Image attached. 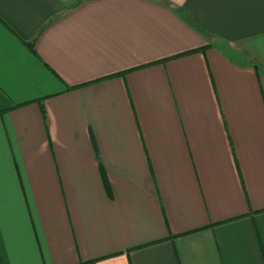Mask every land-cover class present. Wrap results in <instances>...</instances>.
<instances>
[{"label":"crops","instance_id":"crops-1","mask_svg":"<svg viewBox=\"0 0 264 264\" xmlns=\"http://www.w3.org/2000/svg\"><path fill=\"white\" fill-rule=\"evenodd\" d=\"M0 264H264V0H0Z\"/></svg>","mask_w":264,"mask_h":264},{"label":"snow or ice","instance_id":"snow-or-ice-1","mask_svg":"<svg viewBox=\"0 0 264 264\" xmlns=\"http://www.w3.org/2000/svg\"><path fill=\"white\" fill-rule=\"evenodd\" d=\"M4 216H5V209H4V199H3V187L0 184V238H2L3 230H4Z\"/></svg>","mask_w":264,"mask_h":264}]
</instances>
